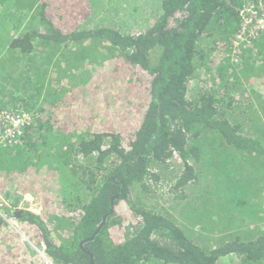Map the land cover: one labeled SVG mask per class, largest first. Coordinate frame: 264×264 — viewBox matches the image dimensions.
Returning a JSON list of instances; mask_svg holds the SVG:
<instances>
[{
    "label": "trees",
    "instance_id": "obj_1",
    "mask_svg": "<svg viewBox=\"0 0 264 264\" xmlns=\"http://www.w3.org/2000/svg\"><path fill=\"white\" fill-rule=\"evenodd\" d=\"M95 1L0 0L30 13L0 36V111L35 117L0 145V182L56 168L74 212L49 227L22 209L23 229L51 242L53 264H264V31L233 42L252 0H156L136 31L88 24ZM163 181L170 204L143 202Z\"/></svg>",
    "mask_w": 264,
    "mask_h": 264
},
{
    "label": "rangeland",
    "instance_id": "obj_2",
    "mask_svg": "<svg viewBox=\"0 0 264 264\" xmlns=\"http://www.w3.org/2000/svg\"><path fill=\"white\" fill-rule=\"evenodd\" d=\"M148 1L150 4H148ZM93 16L88 24L102 23L110 26L122 28L125 31H136L145 27L146 17L149 12L158 9V2L156 0H96ZM12 26H10V29ZM15 26L13 27V30ZM202 77L208 78L205 71L202 72ZM208 87V82H206ZM197 92L196 90H194ZM102 100H100V104ZM28 111V110H27ZM104 111V110H103ZM37 126V125H36ZM37 130V128H33ZM176 160L165 171V177L168 178L166 182L173 179L174 174L177 173ZM53 169V170H52ZM49 169L47 166L41 168H34L33 171L27 173H8L4 174L3 181L0 182V192L5 197L8 204L7 209L4 207V212H7L11 221H16L17 226H12L7 222V225L0 233V264H6L1 261L3 255L6 258L15 260L19 264H53V262L46 260L44 255L45 241L40 240L37 235H34L33 229H23L22 224L14 216V210L30 209L32 212L39 214L47 221L49 227L55 224L50 223V216L53 212L59 215H71L74 217V212L66 210L61 198L59 188L65 190L64 182L60 181V177L56 168ZM172 182V181H171ZM199 190L190 193V198L197 196ZM77 193V190H74ZM134 192V191H133ZM197 193V194H196ZM12 195L11 198H8ZM134 195H140L134 192ZM143 202L151 200V204L155 205H169L173 200V195L167 192V185L163 181V185L152 189L147 199L142 197ZM17 202V203H16ZM197 202H202L201 199ZM19 207V209H16ZM74 209V208H73ZM121 213L129 212V207L126 201L122 202L120 209ZM127 223L136 222L135 219L128 217L125 220ZM199 226V225H198ZM27 230V231H26ZM42 233V231H40ZM71 231L68 229H58L53 232L52 240L65 242L71 237ZM26 236V237H25ZM17 246L20 248L18 249ZM48 256V255H47ZM13 264V263H11ZM221 264H234L224 261Z\"/></svg>",
    "mask_w": 264,
    "mask_h": 264
},
{
    "label": "built area",
    "instance_id": "obj_3",
    "mask_svg": "<svg viewBox=\"0 0 264 264\" xmlns=\"http://www.w3.org/2000/svg\"><path fill=\"white\" fill-rule=\"evenodd\" d=\"M240 15L242 17L241 28L238 34L233 36V42L237 46L242 42L252 41L260 32L264 31V1L254 2L252 0L246 2L240 9ZM34 122V114L30 111L23 109L1 110L0 145L9 146L18 143L25 133V126ZM7 205L9 204L6 198L0 197V215L12 226H17V222L14 220L11 221L8 213L4 212V207L7 209ZM46 260H49L48 256Z\"/></svg>",
    "mask_w": 264,
    "mask_h": 264
},
{
    "label": "crops",
    "instance_id": "obj_4",
    "mask_svg": "<svg viewBox=\"0 0 264 264\" xmlns=\"http://www.w3.org/2000/svg\"><path fill=\"white\" fill-rule=\"evenodd\" d=\"M20 14L21 13L19 11H16L14 8L10 11H6L5 7H2L0 4V36L1 34H6L7 32L15 35V32L20 31L25 27L28 22L30 13L23 18H19ZM22 14L24 16L27 13L24 11ZM10 26H12L11 29ZM14 26L15 29L13 30ZM6 99L8 98L6 97ZM2 101L4 102L3 98Z\"/></svg>",
    "mask_w": 264,
    "mask_h": 264
},
{
    "label": "water",
    "instance_id": "obj_5",
    "mask_svg": "<svg viewBox=\"0 0 264 264\" xmlns=\"http://www.w3.org/2000/svg\"><path fill=\"white\" fill-rule=\"evenodd\" d=\"M123 190H124V186H123ZM113 211H114V197H113V199H112V206H111V210H110V212L107 213V214L104 216L103 222L101 223V225L99 226V228L96 230V232H95V233L89 238L90 240L94 239L95 235L98 233V231H100V229H101V227H102V225H103V223H104V221H105L107 215H109V214L112 213ZM87 240H88V239H87ZM85 241H86V240L82 241V242H81V245H83V243H85ZM45 245H46V247H45V249H46V248H48V247L51 246V242H50L48 239H46V240H45ZM45 256L47 257V255H45ZM91 262H92V264H95L94 261H93V257H92V256H91ZM70 264H74V263H70Z\"/></svg>",
    "mask_w": 264,
    "mask_h": 264
},
{
    "label": "flooded vegetation",
    "instance_id": "obj_6",
    "mask_svg": "<svg viewBox=\"0 0 264 264\" xmlns=\"http://www.w3.org/2000/svg\"><path fill=\"white\" fill-rule=\"evenodd\" d=\"M16 209H19V207H17ZM21 212H22V210H16L15 211V215L18 217V219L22 218L23 213H21Z\"/></svg>",
    "mask_w": 264,
    "mask_h": 264
},
{
    "label": "clouds",
    "instance_id": "obj_7",
    "mask_svg": "<svg viewBox=\"0 0 264 264\" xmlns=\"http://www.w3.org/2000/svg\"><path fill=\"white\" fill-rule=\"evenodd\" d=\"M15 211H16V210H14V212H13V213H15ZM9 216H13V214H12V215L10 214ZM14 216H16V215L14 214ZM16 218H17V220H19V221H20V219H21V218H20V219H18V217H16ZM44 252H47V248H46V250H45Z\"/></svg>",
    "mask_w": 264,
    "mask_h": 264
},
{
    "label": "bare ground",
    "instance_id": "obj_8",
    "mask_svg": "<svg viewBox=\"0 0 264 264\" xmlns=\"http://www.w3.org/2000/svg\"><path fill=\"white\" fill-rule=\"evenodd\" d=\"M0 194H1V193H0ZM2 196H3V195L1 194L0 197H1V198H4V197H2ZM25 237H26V236H25ZM50 261H51V260H50Z\"/></svg>",
    "mask_w": 264,
    "mask_h": 264
}]
</instances>
